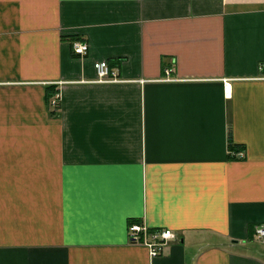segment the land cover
Instances as JSON below:
<instances>
[{"label": "crops", "instance_id": "obj_1", "mask_svg": "<svg viewBox=\"0 0 264 264\" xmlns=\"http://www.w3.org/2000/svg\"><path fill=\"white\" fill-rule=\"evenodd\" d=\"M261 61L264 0H0V264H264Z\"/></svg>", "mask_w": 264, "mask_h": 264}, {"label": "built area", "instance_id": "obj_2", "mask_svg": "<svg viewBox=\"0 0 264 264\" xmlns=\"http://www.w3.org/2000/svg\"><path fill=\"white\" fill-rule=\"evenodd\" d=\"M74 52L83 56L87 53L89 46L86 42H76L73 46ZM93 67L97 73V80L100 82H113L120 81L115 68H112L108 61L99 60L93 63ZM258 79L264 80V61L258 63ZM229 95V91L226 93ZM59 102V94L56 93L50 100L51 106H56ZM234 153V152H233ZM238 156H243V152H238ZM128 238L129 240L141 242L145 246H147L148 252L150 256H156L163 251V247L165 244L171 240L176 238V233L174 230L169 228H151L146 226L145 224H139L135 222H131L128 225ZM257 237L262 239L264 237V227L257 228Z\"/></svg>", "mask_w": 264, "mask_h": 264}, {"label": "trees", "instance_id": "obj_3", "mask_svg": "<svg viewBox=\"0 0 264 264\" xmlns=\"http://www.w3.org/2000/svg\"><path fill=\"white\" fill-rule=\"evenodd\" d=\"M54 92V91H53ZM53 92H50L49 94H52ZM231 149H235L234 146L232 145V142H231V145H230V156L233 157V151Z\"/></svg>", "mask_w": 264, "mask_h": 264}]
</instances>
